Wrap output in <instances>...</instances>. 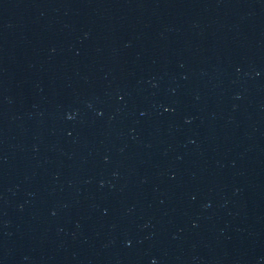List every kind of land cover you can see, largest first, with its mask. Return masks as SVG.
I'll return each instance as SVG.
<instances>
[{
    "label": "water",
    "instance_id": "obj_1",
    "mask_svg": "<svg viewBox=\"0 0 264 264\" xmlns=\"http://www.w3.org/2000/svg\"><path fill=\"white\" fill-rule=\"evenodd\" d=\"M0 264H264V0H0Z\"/></svg>",
    "mask_w": 264,
    "mask_h": 264
}]
</instances>
